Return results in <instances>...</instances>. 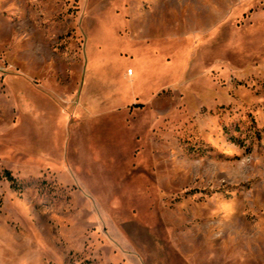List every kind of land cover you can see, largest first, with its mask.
<instances>
[{"label": "rangeland", "instance_id": "obj_1", "mask_svg": "<svg viewBox=\"0 0 264 264\" xmlns=\"http://www.w3.org/2000/svg\"><path fill=\"white\" fill-rule=\"evenodd\" d=\"M0 264H264V0H0Z\"/></svg>", "mask_w": 264, "mask_h": 264}, {"label": "trees", "instance_id": "obj_2", "mask_svg": "<svg viewBox=\"0 0 264 264\" xmlns=\"http://www.w3.org/2000/svg\"><path fill=\"white\" fill-rule=\"evenodd\" d=\"M6 176L8 180L11 181L15 185V187L20 188V186L16 184L17 183L16 179L12 176L10 172H7Z\"/></svg>", "mask_w": 264, "mask_h": 264}]
</instances>
